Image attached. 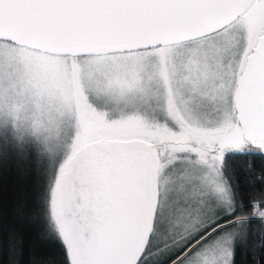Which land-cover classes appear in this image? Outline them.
Segmentation results:
<instances>
[{"label": "snow or ice", "instance_id": "6c2138e0", "mask_svg": "<svg viewBox=\"0 0 264 264\" xmlns=\"http://www.w3.org/2000/svg\"><path fill=\"white\" fill-rule=\"evenodd\" d=\"M9 147L61 264H264V191L229 171L264 158V0H0ZM24 243L0 211V264Z\"/></svg>", "mask_w": 264, "mask_h": 264}, {"label": "trees", "instance_id": "16d2710c", "mask_svg": "<svg viewBox=\"0 0 264 264\" xmlns=\"http://www.w3.org/2000/svg\"><path fill=\"white\" fill-rule=\"evenodd\" d=\"M9 146L12 143L11 133L8 134ZM253 162V171L251 174L246 173L249 161ZM35 167L34 162L27 165L18 161L16 155L10 150L7 157L0 161V211L3 214V222L5 225V235L10 227H16L23 231L24 235V255L21 258V264H29L30 257L34 254L38 259L44 258L53 262V264H61L63 260L60 244L56 240H48L42 237L43 220L41 209L35 202L33 186L31 181L22 179L24 169H32ZM229 171L235 178V183L245 201L250 198L254 191H264V187L256 182L257 174L264 173V158L259 156L241 159L234 157L230 161ZM17 198H26L28 202L29 215L33 217L30 222L18 224L13 220L14 202ZM250 211V209L248 210ZM252 231L250 233V246L260 243L257 238L264 228L259 221H253L250 225ZM258 252V249H257ZM239 261H243V256H238ZM252 256H248V264H252ZM4 264H7V253L5 252Z\"/></svg>", "mask_w": 264, "mask_h": 264}]
</instances>
